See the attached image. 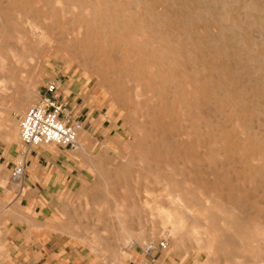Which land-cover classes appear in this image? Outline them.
<instances>
[{
	"label": "bare ground",
	"instance_id": "6f19581e",
	"mask_svg": "<svg viewBox=\"0 0 264 264\" xmlns=\"http://www.w3.org/2000/svg\"><path fill=\"white\" fill-rule=\"evenodd\" d=\"M3 2L5 5L0 4L2 20L0 22L3 27L0 36L1 102L13 101L19 107L29 104L32 97L31 90L29 93L30 87L28 89L27 86L23 93L13 91V94L7 89L8 93L3 92L5 91L3 87L9 88L10 82L14 87V80L19 77V72L27 70L29 66L36 71L39 69L44 52L42 42L46 41L50 32L52 33L55 24L58 25L60 22L62 25H68L66 28L60 26L63 28L62 32L65 29L69 30L68 36L70 34L71 37L68 38L72 40L74 46L78 45L79 51L94 53V58L99 62L116 64L115 71L122 73L128 89L134 93L138 103L145 107L149 102L148 107H145L143 135L135 142L128 143V148L133 154L128 158L131 159L134 169L121 176L115 182L114 188L108 189V197L101 201L102 208L106 210L105 218L121 224V229L129 233L128 230L133 228L137 221L154 222L156 214L151 206L159 203L165 208H172L167 215L173 223V232L171 230V235L168 234L170 239L172 233L182 235L183 228L186 227L185 222L190 217L200 218L198 214H201L203 220L208 219L212 211L217 210L219 214L214 215L213 220L221 222V228L209 227L203 232L204 235L207 233L211 235L213 244L211 241L208 243L210 246L213 245V248L222 250L224 245L228 244L233 249L223 254L222 262L242 264L249 261L247 256L252 255L250 260L257 258L264 264V247L258 253H254L257 246L253 244L264 234V229L257 230L253 226L254 220L260 217L259 212L262 209L258 204L264 203V195L259 196V199L244 195L242 200V205L246 207L243 209L244 212L256 215L248 217L243 222L238 220L233 214L234 208H238L237 202L240 201L236 197L238 193L235 189H226L218 176L219 173L213 172L216 175L214 179L197 174V135H200V138L204 134L201 130L204 125L195 124L196 129H192L193 124H189L187 126L191 128L187 133L171 127L173 117L179 119V107L187 109L191 115L188 118L183 115V120L192 118V113L201 114L202 112L198 111L201 91L209 90L214 96L223 95L222 86L213 83L214 81L217 83L220 78H229L233 74L245 82L253 81L259 95L255 101L258 106L253 104L250 108L255 112L260 111L255 120L253 115L246 118L248 114H243L242 123L239 125L243 126L246 123L257 125L259 133L264 135V0ZM168 16L176 21L178 28L174 27L173 30L169 28L164 21ZM194 35H197V62L196 50L190 47L193 43H185V40L192 39ZM206 50L209 52V58L200 61L199 56L204 55ZM34 73L32 71L33 75ZM34 76L33 81L29 78L33 85L36 84ZM26 84L27 81L24 87ZM220 103L221 108L225 107L226 103L223 100ZM211 111L215 112L213 115L217 120L221 118L219 109L217 111L213 107L204 110L203 114H209ZM231 124L238 126V121L225 126ZM225 137L228 138V135ZM238 138L240 147L235 151L239 153L236 159H231L233 167L229 169L247 170V167H250L252 174H257L260 163L264 161V154L253 151L244 134ZM183 141L189 144L185 148L180 146ZM241 151L245 154H241ZM240 190V187L237 188V191ZM253 199L255 201L252 205L249 201ZM195 204H199L201 209L196 210ZM197 211L200 213L194 215ZM173 214L177 215L176 220L172 218ZM134 244L131 242L129 247ZM241 258H245L244 261L240 262Z\"/></svg>",
	"mask_w": 264,
	"mask_h": 264
},
{
	"label": "rangeland",
	"instance_id": "374dc122",
	"mask_svg": "<svg viewBox=\"0 0 264 264\" xmlns=\"http://www.w3.org/2000/svg\"><path fill=\"white\" fill-rule=\"evenodd\" d=\"M3 1L4 0H0V4L5 5V2ZM170 17L171 16H168V19L164 20L165 23H167L171 30H173L174 27L178 28L179 26L176 21ZM0 21H2L1 17ZM62 24V22L58 25L56 23L54 29H52V33L50 32L47 35L48 37L46 41L44 40L42 42L41 46L44 51L42 53L43 60L42 65L39 64V69L37 68L38 72L29 66L27 70L24 69V71L22 70L19 72V77L14 80V87L11 85V82L9 88L3 87L5 88V91L3 90V92L8 91L10 94L17 93V91L23 93V90L25 91L27 86L28 89L30 87L31 89H29V93L31 90L32 97L29 104L19 107L15 105L13 101L1 102L0 100L2 103H0V119L2 116L9 115V117L17 123L16 114L25 112L32 104L37 102L39 96V94H37L38 90L42 89L48 80L56 79L61 83L60 79L69 80L72 78H78L81 83L85 84L83 92L86 96V101L93 105L92 109L95 108L97 114L101 115L102 118L107 119L105 123L106 125H109L107 129H112L113 132L108 140L106 139L100 142H97V140L94 141L97 144V149H95V151H92L91 142L87 141L90 151L88 155H90L93 160L91 162L90 176L85 183L80 185V187L60 198L57 216L60 225L64 226L65 232L72 236L76 243L82 248L88 251L89 254L96 259L97 264H119L117 260L115 261L113 259V257L126 256L127 249L131 242L136 243L135 246L144 247L147 246L149 242L158 243L165 232L170 235L171 230L173 232V223L170 222V219L167 216L172 208H165L163 205H159V203L153 204L151 206L153 210H151L157 215L154 216V222L151 223L149 220L137 221L134 223L133 228L128 230L129 233H125L121 229V224L105 218L104 214L106 213V210L102 208L103 205L101 204V201H103L106 196L108 197V189L114 188L115 182H117L121 176L132 172L134 169L131 159L128 158L133 155L128 148V143L131 141L135 142L137 138H140L143 135L144 122L146 119V116L144 115L146 110L145 107H148L149 102L145 107L138 103L134 93L128 89L127 81L122 77V73L115 71L116 64L111 62L105 63L104 61L99 62L94 58V53L90 54L89 52L79 51L78 45L74 46L72 40L68 38L69 36L71 37L70 34L68 36L69 30L65 31L67 30L65 29L64 32H62L63 28L60 26L66 28L68 25ZM2 31V22H0V36ZM193 34L195 33L193 32ZM185 43H193V45L190 44V47L194 51L196 50L195 60L197 62V35H194V37L192 36V39L190 40H185ZM77 53L80 58L77 56ZM208 58L209 52L207 50L204 52V55L199 56L200 61H206ZM31 70L33 73L36 72L34 73L35 76L32 74ZM32 76H34L35 85L32 83ZM25 81H27L29 85L26 84L24 87ZM213 84L223 87H221L223 95L218 94L216 97L214 94L210 93L209 90H207V92L200 90L202 93L200 96V108L198 111L202 113H192L193 119L189 117V119L183 120V115L187 118L191 115L187 109H184L181 106L178 109L179 119L176 120L173 117L174 120L172 121L173 125L171 127H176V129L187 133L191 128L190 126H187L189 124H193L192 129H196V126H194L195 124H200L201 126L204 125L201 129L204 131V134L200 138V135H197V174H201V176L209 179H214L216 178V175L213 174V172L219 173L218 176L221 179L222 184H225L224 186L226 189H235V192L239 194H237L238 196L236 195V197L240 201L237 202L238 208H234L235 210L233 214L234 217L243 222V220L248 217L256 215L254 213L248 215L244 212L243 209L246 208L242 205L244 195L248 194L252 197H258L256 199H259V196L264 195V161L260 163L257 174H252L249 169L250 167H247V170L238 168L229 169V167H233L231 166L233 165L232 160L236 159L238 155L237 153H239L235 150L240 147L238 137L241 134H244L248 138L249 146L253 151L256 150V152L264 154V135L259 133L260 131L257 125L254 126V124L250 125V123H246V125L240 126L242 123V117L245 114H248V116L250 115L249 117L245 116L246 118H251V115H253L255 120L258 112H260H255L250 109L253 104L258 106L255 102L259 98V95L257 94L258 88L253 84V81L247 80V82H245L241 77H236L233 74L230 75L229 78H220L217 80V83L214 81ZM253 85L255 87H253ZM94 92H96L98 96H101V101L99 103H96L93 100ZM250 94L251 96H249ZM254 97H256V99ZM219 99L226 103L225 107H223L224 109L221 108V100ZM240 102L242 104H240ZM209 107H213L214 109H217V111L219 109L218 112L222 114V119L219 118L217 120L215 115H213L215 114L214 111H211L209 114H203V111ZM233 108L235 110H233ZM237 109L240 110V112ZM223 110H226L227 112ZM232 117H234V119ZM233 121L234 123L238 121V126L232 124L230 126H225V124L232 123ZM198 128L199 127H197V129ZM229 134L233 138L230 137ZM225 135H228V138H226ZM206 140L208 142H206ZM188 145L187 141L180 143V146L183 148ZM106 146H109V149L105 148ZM241 154H245V152L241 151ZM209 174H211V176ZM240 177L242 179H240ZM239 187L241 189L240 192L237 191V188ZM254 201V199L250 200L249 203L253 205ZM258 207L262 209V211L259 212L260 217L254 220L253 223L254 228L257 230L264 229V203H259ZM195 209L200 210L201 206L195 204ZM216 211L217 210H213L208 219L204 218V220L201 214H198L201 219L197 218L198 216L190 217L185 222L186 227L183 228L182 235L178 236V234L172 233V236H170L169 239V247L164 251L168 260H174L175 264H224L222 262L223 254L233 251V249L228 244H225L222 250L213 248V245H209V241L212 242L211 235L208 233L209 236L207 234L204 235V232H206L209 227L221 228V222L216 219L213 220L214 215L219 214V211ZM197 213L200 212H194V215H197ZM172 218L176 220L177 215L173 214ZM172 218L171 220L173 221ZM131 239L132 241L130 242L129 240ZM263 239L264 234H262V237L259 240L254 241L253 244L257 246L254 253H258V251L264 247ZM125 245H127V247H125ZM241 248L242 247H240V249ZM251 256H247L249 261L243 262L242 264L263 263L257 258L250 260ZM244 259L245 258H241L239 261L242 262Z\"/></svg>",
	"mask_w": 264,
	"mask_h": 264
},
{
	"label": "crops",
	"instance_id": "0c3cea01",
	"mask_svg": "<svg viewBox=\"0 0 264 264\" xmlns=\"http://www.w3.org/2000/svg\"><path fill=\"white\" fill-rule=\"evenodd\" d=\"M60 81L62 99L80 126L78 150L44 144L33 147L27 155L24 177L16 182L12 170L20 158L18 126L9 115L0 119V264H97L65 232L57 212L60 198L90 176L93 160L87 141L95 151L94 141L108 140L113 130L107 129V119L86 101L85 84L78 78ZM100 97L93 93L94 102L99 103ZM135 245L128 248V256L113 259L119 264H175L164 252L148 255Z\"/></svg>",
	"mask_w": 264,
	"mask_h": 264
},
{
	"label": "built area",
	"instance_id": "2783aa9c",
	"mask_svg": "<svg viewBox=\"0 0 264 264\" xmlns=\"http://www.w3.org/2000/svg\"><path fill=\"white\" fill-rule=\"evenodd\" d=\"M38 94L36 103L25 112L16 114L20 140V158L12 170V179L16 182H21L24 177L27 155L33 147L44 144L70 150L80 148V126L73 120L62 99L60 82L56 79L48 80ZM164 234L158 243L149 242L147 246L141 247L143 252L153 255L167 250L169 233ZM152 261H156L155 256Z\"/></svg>",
	"mask_w": 264,
	"mask_h": 264
}]
</instances>
